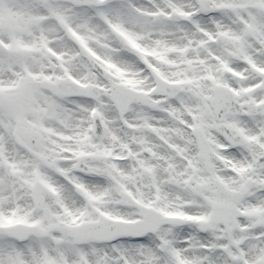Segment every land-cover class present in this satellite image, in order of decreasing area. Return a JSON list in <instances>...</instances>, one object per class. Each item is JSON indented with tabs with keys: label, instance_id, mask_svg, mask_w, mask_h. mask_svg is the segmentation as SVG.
I'll use <instances>...</instances> for the list:
<instances>
[{
	"label": "snow or ice",
	"instance_id": "6c2138e0",
	"mask_svg": "<svg viewBox=\"0 0 264 264\" xmlns=\"http://www.w3.org/2000/svg\"><path fill=\"white\" fill-rule=\"evenodd\" d=\"M0 264H264V0H0Z\"/></svg>",
	"mask_w": 264,
	"mask_h": 264
}]
</instances>
